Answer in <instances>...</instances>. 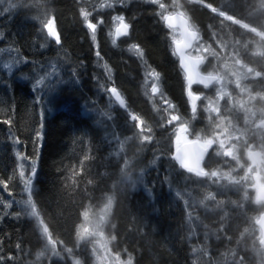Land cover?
Masks as SVG:
<instances>
[{
    "label": "trees",
    "instance_id": "trees-1",
    "mask_svg": "<svg viewBox=\"0 0 264 264\" xmlns=\"http://www.w3.org/2000/svg\"><path fill=\"white\" fill-rule=\"evenodd\" d=\"M259 1L264 6V0ZM234 3L239 8H230ZM247 4L245 0L0 2V143L13 140V144L18 145V149H14L17 162L18 159L25 162L32 170L30 188L23 184L27 190L19 191L14 185L16 157L14 160L0 157V190L7 199L0 202V264H66L62 262L63 258H76L79 252L58 242L47 225L40 224L42 241L38 242L33 226L16 220L13 214H19L18 217L37 215L39 207L49 202L48 214L51 213L59 223V229L64 230L71 222L74 203L80 201L68 186V178L76 181L83 192L86 189L96 196L98 211L118 203V209L123 213L128 199L118 197V187L127 171L140 160V153L151 151V147L161 152L173 150L175 140L171 137L176 123H168V110L173 102L172 105H179L177 99L182 94L183 74L173 52L178 34L164 25V14H183L189 26L199 33L196 43L205 44L216 62H230L223 57L233 48L248 66L258 73L264 71V38L260 37L264 28L254 21L253 9ZM82 12L88 13L87 21ZM114 15L126 17L131 25L128 36L120 39L117 46H112L105 33ZM238 16L258 31L254 33L251 27L240 24ZM49 18L53 19L59 44L47 37L45 25ZM85 22L96 25L95 49L91 47ZM134 45L143 52L141 58L132 55L135 54L131 49ZM255 45L262 50L261 54L256 55ZM257 56L263 61H256L254 57ZM204 67H207L206 62ZM84 68L89 80L80 77ZM145 70L150 76L142 80L141 74ZM135 71L139 73L141 83L135 84L138 89L129 82ZM154 73L159 74L158 82ZM259 75L256 80L262 79L264 72ZM250 82L254 85L255 79ZM153 84L159 89L154 93L157 99L154 106L150 102L153 98L147 100V95L152 96ZM111 85L117 87L125 100L126 111L114 106L106 109L98 99L104 100L103 95ZM169 96L176 98L171 104ZM255 108H260L255 110L257 114L264 112L263 107ZM75 109L79 110L78 114ZM184 110L178 113L179 117H183ZM64 115L81 124L83 132L78 140L84 138L85 144L89 143L77 157L70 156L72 148L66 140L68 127L46 134L47 124L59 125ZM140 123L163 128V135L152 142L147 141L138 130ZM37 127L43 131L40 141L32 134ZM247 135L242 137L248 149L260 150L255 139L249 136L245 139ZM87 149L92 151V157ZM9 152L6 148L5 153L9 155ZM261 159L260 163L264 162ZM187 176L186 171L173 165L166 178L170 179L169 192L178 194L180 177ZM29 199L31 203H28ZM82 241L86 245L84 239ZM91 243L86 245L89 250L92 246L94 255L108 260L109 253L104 252L102 244L101 250L96 251ZM153 251L149 254L145 246L141 247L142 264H167L166 260H170L163 250ZM235 258L234 254L226 252L217 264H232Z\"/></svg>",
    "mask_w": 264,
    "mask_h": 264
},
{
    "label": "rangeland",
    "instance_id": "rangeland-1",
    "mask_svg": "<svg viewBox=\"0 0 264 264\" xmlns=\"http://www.w3.org/2000/svg\"><path fill=\"white\" fill-rule=\"evenodd\" d=\"M236 5L234 3L230 8L238 7ZM168 14H164V17ZM118 17L111 16L107 28L109 34L111 25H118ZM239 23L246 28L252 26L242 17H239ZM251 29L254 33L258 31L255 26ZM88 31L92 45L96 48L95 32L91 29ZM261 34L262 39L264 37ZM110 35L112 37V31ZM194 48L207 51V46L203 43H198ZM131 49L135 52L132 53L134 57H142L140 51L138 53L135 48ZM254 52L257 55L261 54L262 50L255 45ZM198 55L201 54L195 56ZM223 58L230 59V62L213 60L207 66L212 70L218 69L220 79L210 86L198 89L196 95H199V98L194 106L188 102L187 109L185 107L182 113L183 117H179L176 112L168 114V123L177 125V129L175 126L172 130L171 138L175 140L172 153L177 146L176 138L179 139L177 130L185 123L188 128L186 136L194 137L193 140L199 139L206 148V155L201 164L203 173L187 172V177H180L177 188L180 198L175 199L173 194H170V179L166 180L164 177L167 155L163 153L157 156L150 153L149 172H143L147 173L142 178L138 174L125 177L118 187V197L128 199V202L124 203L126 210L124 209L123 213L117 209L109 216V205L98 211L96 196L86 189L83 192L76 181L68 178V186L80 199L78 203H74L69 226L64 230L59 229V223L51 213L48 214L47 207L51 206L49 202H45L44 207H39L37 215L24 214L15 217L16 220L32 225L37 236L42 235L40 224L45 222L58 242L78 251L76 258L62 259L66 264H142V246H145L149 254L154 253L153 249L163 250L166 258L171 260H166L167 264H217L218 258L226 252L237 256V261L232 264H264V247L260 243L261 233L256 224L264 212V204L255 202L257 190L264 186V167L259 172L252 169L248 146L242 141L253 127L248 118V111L252 108L260 109L255 108V101L263 107L264 91L257 92L252 82L247 84L241 74V71L243 74L249 72L252 79L256 80L264 71L258 73L255 68L247 65L244 58H240L238 53L231 50L227 51ZM149 74L146 70L143 71L141 79L146 76L148 79ZM107 78L104 75V79ZM183 88L182 84L181 92L184 91ZM244 104L251 106L247 112L241 106ZM75 113L78 114L79 110L75 109ZM262 114L264 115L263 110L257 115L262 118ZM50 124L46 127L49 135L51 132L56 133L60 128L68 127L69 138L66 140L67 145L72 148L71 157H77L84 150L87 142L85 144L84 138L82 141L78 140L83 131L77 120L64 115L59 125ZM42 132L38 127L33 129L32 134L37 141H40L39 135ZM247 137L248 135L245 139ZM5 150L0 146L2 159L7 156L14 160V156L16 157L13 171L16 173L15 187L20 189L19 191L27 190L29 185L26 182L30 180L32 170L25 162L19 159L17 162L14 150L10 149L9 155ZM262 157L264 158V151L259 150L257 161L260 162ZM23 184H26L27 188L23 187ZM6 200V195L0 190V202L4 203ZM184 203L188 205L187 211L183 210ZM182 214L189 229L188 234L182 223ZM130 225H133V228ZM82 239L86 245L92 241L96 251L101 250L102 244L104 252L109 253L108 260L94 255L92 246L89 250L82 243Z\"/></svg>",
    "mask_w": 264,
    "mask_h": 264
},
{
    "label": "bare ground",
    "instance_id": "bare-ground-1",
    "mask_svg": "<svg viewBox=\"0 0 264 264\" xmlns=\"http://www.w3.org/2000/svg\"><path fill=\"white\" fill-rule=\"evenodd\" d=\"M245 1H247L249 3L247 5L250 8L253 9L254 21L258 25L263 26V28H264V6H263V4L259 0H245ZM116 16H119V15H116ZM119 17H123V16H119ZM49 21H52V27L56 30L55 25H54V22H53V19L52 18H49L48 21H47V24H48ZM87 23L88 22H85V26H86ZM123 23L126 24L127 26H129V28L131 29V25L127 21L126 17H123ZM163 23H164V21H163ZM113 24L110 27L111 28L110 29V34H111V31H112V37H111V35L109 34L108 31H106L105 33L107 35L108 40L111 42L112 46L113 45L114 46H117V45H119L120 39H122V38H115V30L121 24V21L119 20L118 25H116L115 27H114L115 24L114 25ZM86 28H87V30H89V28L87 26H86ZM45 30H46L47 37L49 39H51L50 36H49V34H48V29L46 27H45ZM244 30H247V29L244 27ZM195 31L197 32V30H195ZM197 34L199 36V33L198 32H197ZM263 34H264V32H263ZM263 34H261V35L264 36ZM179 39H180V37H179V34H178V37L175 39V41H178ZM197 40H198V37H197L196 41ZM51 41H53L54 43H56V41H54L52 39H51ZM196 41L194 42L193 46L189 50L186 51V53L190 57H192V56L193 57H200L202 59L203 63L199 67V73L201 75H203V76H213V77H215L216 81L214 83H216L220 79V76H219L220 71L218 69L212 70L211 68H207V67L202 68L205 62L207 64V66L213 62L212 54H211V52L209 53L208 51H198V50H196L194 48ZM91 47H92V49H95V47L93 45H91ZM230 50L233 53H235L234 50H233V48H230ZM141 53H142L141 56H143V52H141ZM197 54H201V55L195 56ZM260 58H261V56L254 57V59H256V61H258V59H260ZM177 61H178V59H177ZM259 61H263V59L261 58V60H259ZM178 66H179V64H178ZM210 71H212V72H210ZM242 72L243 71H241V74L244 77L243 78L244 81L246 83H250V81L252 80L251 74H248L249 72L247 74H243ZM182 74H183V72H182ZM87 75H88L87 74V69L84 68V71H83L82 75H80V77L82 79L86 78V80H89L90 77L87 76ZM138 75H139L138 72L135 71L134 74L129 77V80H130L129 82H130V84L133 87L135 86V84L138 86V82H139V84H141L140 83V78H139ZM155 80H156V82L159 81V79H155ZM257 80H255V82H254V88L257 90V92H263L264 91V88H263L264 87V77L262 79H259L258 81ZM166 81L163 82V84H165ZM94 86H96L95 83H94ZM137 86H135V87L138 89L139 87H137ZM183 87H184L183 88L184 91L181 94V98L180 99H177L179 101V105H172V106H170L169 107V110H168V114H174L175 112L176 113H179L180 111H183V108L186 107V109H187L188 102L190 103L191 106L194 103V101L196 99V92L198 91V89H200V86L194 85V86L190 87L189 89H186V85H185V81H184V74H183ZM111 88H115L117 90V93L123 99L122 95L119 93V90L117 89V87L115 85H111L109 87V89H111ZM109 89H108L107 93L105 95H103L104 96V100H101L103 102L105 108L106 109H110L111 107L114 106V107H117L118 109H120L121 111H126L127 110V106H126L125 100L123 99L124 100V107L123 108L120 107L117 104V101L111 96V93H110ZM151 89H152V87H151ZM158 91H159V89H158ZM150 93H151V95L153 97L150 96V95H147V100H151L153 98L150 102H151V105L154 106L156 104V102H157L156 95L154 93H152V92H150ZM175 99H176L175 97L169 96V100L168 101L171 104ZM254 103H255L256 106L262 107V106H260V104L257 103V101H255ZM172 104H175V103L173 102ZM241 106H242L243 110H245V112H247V109L249 107H251L249 104H244V105H241ZM263 109H264V104H263ZM106 111H112V110H106ZM248 118L253 123L252 124L253 127L248 131L247 134H248V136L251 139H255L258 142V146H260V151L261 150L264 151V129H263V127H264V119H262L261 117H258L255 109H253V108L248 111ZM261 126H263V127L261 128ZM176 127H177V125H176ZM138 130L141 132V135L142 136H144V137L147 138V141H149V142H152V141L156 140L157 138H159L160 136L163 135V128H155V127L150 126V125H148L146 123H140V126H139V129ZM46 134L48 135V133H46ZM39 137L40 138H43V133L40 134ZM197 141L199 142V144L201 146H203L201 144L202 142H200L199 139ZM242 141L246 144V142L244 140H242ZM13 142H14L13 140H8L7 143H0V146H2L5 149L7 148L9 150L10 149L11 150L18 149V145L16 146L15 144H13ZM188 142H190V141H188ZM88 144L89 143H87L86 146ZM150 149H151V151H149L147 153L146 152L140 153L141 154L140 160L138 162H136V166L132 170L127 171L126 177H132L133 175H137L138 174L142 178L147 173V172L146 173H143V172L148 171V169H149L148 159H149L150 153H153L154 155H157V156L162 155L163 153L167 155L168 159H167V162H165V165L166 166H165V175H164V177H165V179L167 177H169V169L172 168L173 165H177V161L174 158V153H172V152H161V151L156 150L154 147H151ZM251 150L252 149H249L248 152L250 153ZM87 152H88L89 157H92V155H91L92 151L91 150H88ZM248 155H249V157L251 159L252 169H254L255 171L259 172L260 169H262L264 167V162L260 163L258 161H254L251 158L250 154H248ZM200 173H203L202 169H201V172ZM122 181L120 182V184L122 183ZM173 196H174L175 199L180 198L179 194H175ZM256 203H263L264 204V200L263 201L256 202ZM180 204H182V202H180ZM184 204L185 205H183V207H184L183 210L184 211H187L189 209L188 208V205H186V203H184ZM118 206H119L118 203H111L108 206V209L107 210H110L109 216H111L112 213L118 209ZM107 210H105V211H107ZM13 216L18 217L19 214H17V215H14L13 214ZM182 223H183V226H184V228H185V230L187 231V234H188L189 233V231H188L189 229L187 227V224L184 221L183 214H182ZM43 224L44 225H47L45 222H43ZM118 224H120V221H118ZM48 229L51 231V229H50L49 226H48ZM260 233H261V231H260ZM41 237L42 236L40 234L39 236H37V239L36 240L38 242L42 241V238ZM235 257L237 258L236 255H235ZM236 258H235V262L237 261ZM218 260H219V258H218Z\"/></svg>",
    "mask_w": 264,
    "mask_h": 264
},
{
    "label": "water",
    "instance_id": "water-1",
    "mask_svg": "<svg viewBox=\"0 0 264 264\" xmlns=\"http://www.w3.org/2000/svg\"><path fill=\"white\" fill-rule=\"evenodd\" d=\"M165 17L169 18L168 21L164 20L165 26L168 29L177 31L180 37L178 41H175L173 43V52L175 53V56L178 59L179 68L184 74L186 89H189L194 85L204 86V87L210 86L212 83L216 81V79L213 76H203L199 73V67L203 63L202 59L200 57H193V56L190 57L186 53V51L189 50L196 41L198 37L197 32L195 31V29H192L189 26L188 19L179 12L168 14ZM169 23L171 26H169ZM117 28H121V32H123V28L121 24ZM117 28L115 30V38H125L128 36L130 31L129 26L127 28L126 35L124 34L118 35ZM50 38L56 41L54 37L50 36ZM111 96L116 100L115 96L112 93ZM196 99L192 104V106H194ZM117 104L122 108L124 107V105L123 106L120 105L119 101H117ZM205 152L206 149L202 147L197 140H192L188 143L185 142L179 144L173 153H174V158L177 161V164L181 167L182 170L199 174L201 172V163L205 155ZM250 156L254 161H257L258 151L257 150L250 151ZM263 200H264V186L259 187L255 198L256 202ZM256 224L261 231L260 243L264 247V212L260 215Z\"/></svg>",
    "mask_w": 264,
    "mask_h": 264
},
{
    "label": "snow or ice",
    "instance_id": "snow-or-ice-1",
    "mask_svg": "<svg viewBox=\"0 0 264 264\" xmlns=\"http://www.w3.org/2000/svg\"><path fill=\"white\" fill-rule=\"evenodd\" d=\"M0 2H3V0H0ZM153 2H155V0H153ZM82 15L84 16L85 20L87 21V16H88V13H85V12H82ZM118 19L121 21V26L123 28V32H121V28H117V34H124L126 35L127 34V28L128 26L126 24L123 23V17H118ZM168 17H164V20L165 21H168ZM86 26L92 30V32L94 33L95 32V28H96V25L91 23V22H88L86 24ZM169 26L170 23H169ZM45 27L48 29V34L49 36H52L55 38L56 40V43L59 44L60 43V38H59V35L58 33H56V31L53 29L52 27V21H49L47 25H45ZM133 48L136 49V51L139 53V48L138 46H133ZM142 55V53H140ZM175 54V53H174ZM155 76L156 79L159 78V74L157 73H154L153 74ZM38 83H41L40 81H38ZM109 91L115 96L116 100L119 101L120 105L123 106L124 105V100L120 97V95L117 93V90L115 88H111L109 89ZM158 91V88L155 84H153V87H152V92L153 93H156ZM28 185H29V188H30V185H31V180H29L28 182ZM28 203H31V200L29 199Z\"/></svg>",
    "mask_w": 264,
    "mask_h": 264
},
{
    "label": "flooded vegetation",
    "instance_id": "flooded-vegetation-1",
    "mask_svg": "<svg viewBox=\"0 0 264 264\" xmlns=\"http://www.w3.org/2000/svg\"><path fill=\"white\" fill-rule=\"evenodd\" d=\"M201 88H203L202 86H200V89ZM197 96V98H199V95H196ZM184 126H182L181 128H179L177 131L179 132V135H178V137H179V139L178 138H176L177 140H176V143H177V146L179 145V144H182V143H184V142H187V141H191V140H193V138H189L188 136H186L187 135V131H188V128H187V124L185 123V124H183ZM176 129H177V127H176ZM177 131H176V133H175V135L177 134ZM197 140V139H196ZM206 149V148H205ZM258 150V153H259V149H257ZM205 155H206V152H205ZM171 194V193H170Z\"/></svg>",
    "mask_w": 264,
    "mask_h": 264
}]
</instances>
